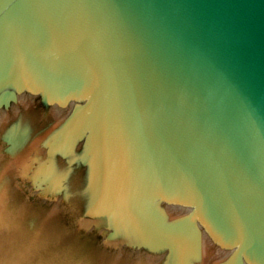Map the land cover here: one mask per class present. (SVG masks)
I'll return each instance as SVG.
<instances>
[{
    "label": "water",
    "instance_id": "1",
    "mask_svg": "<svg viewBox=\"0 0 264 264\" xmlns=\"http://www.w3.org/2000/svg\"><path fill=\"white\" fill-rule=\"evenodd\" d=\"M24 98L4 252L264 264V0H0V112Z\"/></svg>",
    "mask_w": 264,
    "mask_h": 264
},
{
    "label": "clouds",
    "instance_id": "2",
    "mask_svg": "<svg viewBox=\"0 0 264 264\" xmlns=\"http://www.w3.org/2000/svg\"><path fill=\"white\" fill-rule=\"evenodd\" d=\"M2 207L0 204V211H2ZM7 230L6 225L0 224V264H25L26 258L22 253L9 254L3 251L5 243L3 236Z\"/></svg>",
    "mask_w": 264,
    "mask_h": 264
}]
</instances>
